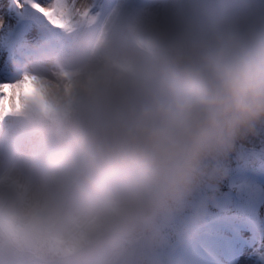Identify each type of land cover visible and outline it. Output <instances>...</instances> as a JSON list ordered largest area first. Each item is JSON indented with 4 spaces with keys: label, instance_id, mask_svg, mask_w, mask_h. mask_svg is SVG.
<instances>
[{
    "label": "clouds",
    "instance_id": "obj_1",
    "mask_svg": "<svg viewBox=\"0 0 264 264\" xmlns=\"http://www.w3.org/2000/svg\"><path fill=\"white\" fill-rule=\"evenodd\" d=\"M44 7L49 39L0 80V264H167L264 133V0Z\"/></svg>",
    "mask_w": 264,
    "mask_h": 264
},
{
    "label": "rangeland",
    "instance_id": "obj_2",
    "mask_svg": "<svg viewBox=\"0 0 264 264\" xmlns=\"http://www.w3.org/2000/svg\"><path fill=\"white\" fill-rule=\"evenodd\" d=\"M8 2L13 4L15 12H12V17L16 23L19 21L16 14H19L32 30L31 38L27 34L25 37L34 38L39 43H44L49 39L43 26L30 14L27 7L17 8L15 0H0V7ZM32 40L25 44L28 49L39 44L34 45ZM20 48L17 46L15 49L21 51ZM233 155L235 157L227 159L225 164L229 181L225 182L224 186H221L219 181L205 186L194 201V209L203 205L199 219L193 221L192 215L189 214L178 223L173 233V235L177 233L176 238L173 240H171L172 237L170 238L163 252L167 264H176V260H179V257L176 260L173 257L185 236H196L204 230L217 235L220 233L214 230L217 228L220 231L221 227H224L228 233L227 235L222 231L223 234L229 236L232 241L238 238L254 245L258 255L264 260V151L250 152L237 147ZM235 212L241 220H238L237 215H234ZM202 246L196 245L194 249L204 255L209 249L205 250ZM213 258L216 259L215 256Z\"/></svg>",
    "mask_w": 264,
    "mask_h": 264
},
{
    "label": "bare ground",
    "instance_id": "obj_3",
    "mask_svg": "<svg viewBox=\"0 0 264 264\" xmlns=\"http://www.w3.org/2000/svg\"><path fill=\"white\" fill-rule=\"evenodd\" d=\"M13 4L8 2L4 6L0 7V80L5 79L13 70L14 66L23 62L26 58L35 54V52L41 47L43 42H40L32 36V30L24 22V19L16 14L19 21H16L12 17ZM25 34L29 36L28 39ZM25 38V39H24ZM33 41L34 45L39 43L36 47L28 49L25 44L29 41ZM17 46L21 47L20 50L15 49ZM221 230L215 228L214 231L220 234L213 235V232H204L199 235H190L184 237L181 244L175 251L174 260L176 264H216L214 256L220 257V264H227L225 258L238 259L241 264H264V260L260 258L257 253V249L254 245L244 242L238 238L232 241L224 227ZM210 230V229H209ZM226 234H223V232ZM224 241V242H223ZM219 242V243H218ZM224 243L223 246L217 245ZM198 245L207 250L204 255L199 254L194 247ZM217 254V255H216Z\"/></svg>",
    "mask_w": 264,
    "mask_h": 264
},
{
    "label": "trees",
    "instance_id": "obj_4",
    "mask_svg": "<svg viewBox=\"0 0 264 264\" xmlns=\"http://www.w3.org/2000/svg\"><path fill=\"white\" fill-rule=\"evenodd\" d=\"M237 147H240V148H243V149H245V150H247V151H250V152H263L264 151V133H261L259 136H257V137H249V138H247V139H244V140H241V141H239L238 143H237V146H236V148ZM233 157H235L234 155H233V153L228 157V159H232ZM228 166V165H227ZM227 168V167H226ZM229 174H228V171H227V169H226V172H225V175L223 176V178L222 179H220L219 180V184L221 185V186H224V183L226 182H228L229 181ZM221 189H223V188H221ZM234 213V212H233ZM234 215H237V217H238V220L240 219L241 220V218L238 216V214L235 212V214ZM177 233H175L173 236H171L172 238H171V240H173L174 238H176L175 237V235H176Z\"/></svg>",
    "mask_w": 264,
    "mask_h": 264
},
{
    "label": "snow or ice",
    "instance_id": "obj_5",
    "mask_svg": "<svg viewBox=\"0 0 264 264\" xmlns=\"http://www.w3.org/2000/svg\"><path fill=\"white\" fill-rule=\"evenodd\" d=\"M17 8H31L34 11L43 14L44 16H48L49 13L46 11L44 7V2L42 0H15ZM2 27V26H0Z\"/></svg>",
    "mask_w": 264,
    "mask_h": 264
}]
</instances>
